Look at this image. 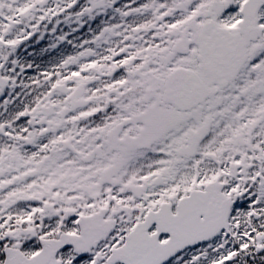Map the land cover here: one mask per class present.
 <instances>
[{"label":"snow or ice","instance_id":"1","mask_svg":"<svg viewBox=\"0 0 264 264\" xmlns=\"http://www.w3.org/2000/svg\"><path fill=\"white\" fill-rule=\"evenodd\" d=\"M0 264H264V0H0Z\"/></svg>","mask_w":264,"mask_h":264}]
</instances>
